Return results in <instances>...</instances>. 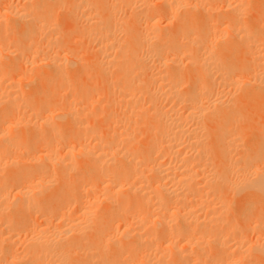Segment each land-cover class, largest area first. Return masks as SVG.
Returning a JSON list of instances; mask_svg holds the SVG:
<instances>
[{
	"label": "bare ground",
	"instance_id": "1",
	"mask_svg": "<svg viewBox=\"0 0 264 264\" xmlns=\"http://www.w3.org/2000/svg\"><path fill=\"white\" fill-rule=\"evenodd\" d=\"M185 1L6 0L1 4L4 8L0 7V40L5 44L0 45L5 46L0 48V264H256L254 260H264V220L260 221L263 216L253 221L258 219V213L253 216V209L246 212L252 208H248L252 197H264V134L257 135L258 123L250 120L253 115L248 117L250 113L243 107L235 112L238 100L233 102L236 99L232 100L231 93L240 90L239 94H252L249 96H256L257 100L259 95L264 96V36L241 22L244 12L251 11V16L261 8V18L256 12L260 19L253 21L264 30V0L258 1L260 8L255 5L257 1L252 2L257 6L255 11L244 9L245 0ZM50 3L53 4L49 6ZM158 3L163 10L153 7ZM206 5H211L210 13L205 11ZM212 6L234 13H230L233 20L227 21L229 27L233 24L226 29L232 46L219 43L240 50L243 55L239 58L243 59L241 62L245 60L241 69L237 63V68L232 69L237 60L230 59L229 68L215 57L218 52L214 54V49L220 45L215 41L223 38L224 31L219 30L218 39L207 32L226 21L214 17L220 10L216 12ZM124 7L130 10L126 9L130 13L125 18L120 17ZM151 7L161 15L154 16ZM182 7L188 13L191 9L209 15L216 12L211 14L214 18L203 12L200 16L204 20L196 17L204 22L200 25H204L205 34L197 35L199 29L203 33L201 28L195 30L190 24L175 32L164 25L172 32L167 33L170 35L158 30L161 18L179 15L177 10ZM58 10H63L67 19L72 17L70 20L80 31L76 33L80 36H75L86 40L77 43H83L82 48L88 43L85 51L90 52L84 54L91 53V58L88 57L87 65L78 52V56L68 52L69 48L63 52L59 34L56 35L61 33ZM218 17L223 21L215 20ZM205 22L206 27H211L206 28ZM223 23L222 27L227 26ZM16 24L21 26L20 31L9 35L19 27ZM183 27L188 31L192 27L194 36ZM183 30L188 33L183 35ZM75 36L72 37L76 39ZM34 43L39 44V49H35L40 52L48 44L60 47L56 46L57 51L53 44L54 48L46 47V53L41 54L36 50L40 59L35 61L31 59ZM47 48L53 51L48 52ZM233 56L234 59L236 55ZM186 57L188 60L184 61L197 66L198 71L195 74L194 70L193 78L192 72L188 74L192 79L187 83L184 79V87L180 77L187 74H178L175 68H181L184 64L179 62ZM22 67L30 69L25 76L34 71L33 84L27 83L32 89L26 93L35 91L38 79L39 84L45 85L44 89L36 85L41 92H55L54 99L58 100L54 101V109L58 102L64 105L52 111L46 106L50 100H41H48V104H33L30 100L38 93L32 92L34 96L28 94V98L13 84H7L12 72L19 68L25 72ZM9 73L12 74L7 78ZM94 73L96 78H102L101 82L105 80L104 87L103 82L98 85V79L88 82ZM82 74L87 78L84 81ZM25 76L27 82L29 75ZM78 76L83 79L78 81ZM46 87L53 89L45 90ZM102 87L105 97L92 95L93 90ZM60 91L69 97L62 92L63 96L57 94ZM59 97L65 99L63 104ZM249 98L242 96L244 103L240 104L246 106L248 101H254ZM259 100L264 101V97ZM240 109L249 119L241 115ZM94 115L105 118V127ZM92 118L103 123L98 124L102 129L94 127V123L90 126ZM63 130L67 132L65 136ZM251 138H256L258 145ZM245 145L262 151L252 148L258 152L250 149L251 155ZM235 201L238 209L234 208ZM66 203H72V215L65 211ZM98 205H103V209H93ZM233 209L238 210L236 214ZM247 213L250 220H243V227L253 223L248 226L258 235L251 244L245 234L253 233L252 230H240L242 221H235L239 226L233 221ZM53 216L62 217L63 221L55 225ZM113 222H118L117 227ZM91 227L94 233L86 234ZM13 237L26 241L22 253L11 245L16 241ZM4 244L9 247L3 248Z\"/></svg>",
	"mask_w": 264,
	"mask_h": 264
},
{
	"label": "rangeland",
	"instance_id": "2",
	"mask_svg": "<svg viewBox=\"0 0 264 264\" xmlns=\"http://www.w3.org/2000/svg\"><path fill=\"white\" fill-rule=\"evenodd\" d=\"M182 1H185V0H182ZM187 1H188V0H187ZM189 1H190V0H189ZM205 1H206V0H205ZM214 1H216V0H214ZM227 1H228V0H226L225 2L227 3ZM233 1H234V0H233ZM245 1H246L247 6L245 5V6H244V9H245V7H247V10H246V11H248V10L250 11V10H252V9L254 8L252 11H255V9H256L257 6H258L257 8H260V7H259V4H260L261 2L258 3V1H262V0H255V1H257V3H255V5L257 4L256 7H254L255 5L252 4V2H254V0H253V1H252V0H245ZM245 1H244V3H245ZM1 2H2V3H1ZM4 2H6V0H5V1H4V0H0V7H1L2 5L5 4ZM49 2H50V1H49ZM51 2H53V1H51ZM185 2H186V1H185ZM206 2H207V1H206ZM206 2H205V4H206ZM211 2H212V1L210 0L209 3H211ZM228 2H230V1H228ZM209 3H207V4H209ZM230 3H234V2L231 1ZM230 3H229V4H230ZM249 3H250V4H249ZM1 4H2V5H1ZM51 4H53V3H50L49 6H51ZM251 4H252L253 6H252ZM154 5H155V4H154ZM53 6H54V5H53ZM152 6H153V5H152ZM161 6H162V4L159 5V3H158L157 5H155V6H153V7H158L157 11H160L159 8H161ZM206 6H207V8H205V9H206L205 11L208 10V12L210 13L209 8H210L211 5H206ZM248 6H251V7L248 8ZM153 7H151V8H153ZM212 7H213V6H212ZM212 7H211L210 10H213ZM1 8H4V7L2 6ZM124 8H125V7H124ZM124 8H122L121 11H123ZM183 8H184V9H183ZM185 8H186V7H182V8H180V10H181L182 12H180V10H177V12L179 13V15H177V13H176V15H174L173 18H172V17H171V18H168L167 15H166V17L164 16L163 19H162V18L160 17L161 13L157 12L156 9H154V8H153V10H154L155 12H157V13L153 12L152 9H150L149 11H151V12H149V14H152V12H153V15H154V16H156L158 13L160 14L159 17H160L162 20L157 16V17L160 19V20H159V19L157 18V19L159 20V22L161 21V23H159L160 26L158 27V30H162L161 32H164V30H165V32L163 33V34H165V35H170V34H167V33H171V34H172V32H175V31H176V28H177V29H178V28H182V26H186V24H187V25L190 24V26L192 25V26L194 27L195 30L201 28V31H202L203 33H202V34L199 33V31H200V29H199V31H198V30L196 31L198 34L195 32V36H196V34L199 35V36H202L203 34H205L207 31H206V29H204V25H200V24H204V22H203V23H202V21L200 22V19H201V17H202V16H200V15H201L202 12L204 13L205 11H202V10H201L202 12H200V11L198 10V11L200 12V13H199V12H197V9H196V11H195L194 9H193V11H192V9H191L190 12L188 13V12L186 11L187 9H185ZM213 8H215V7H213ZM262 8H263V6H262ZM126 9L129 10L128 8H125V11L120 12V13H121V14H120V17H123V18H125V16L128 17V15H129L130 12L127 14V13H126V12H127ZM59 10H61V9H59ZM59 10H58L59 14H58V17H57V18H59V19H58L59 21H60V19H61V21L59 22V21L57 20V24L60 25V26H58V28L60 27V29H58V31L61 32V33H57L56 35L59 34V35L57 36V38H59L60 41L63 43V45H62V43H60V45L63 46V47H61V48H62V49H63V48L65 49V50H63V52L66 51L67 48H69L68 52H71L73 55L76 54V56H78L77 53H76V52H78V54H79V58H80V56H81V58H83V59H82V62H85V63H86L87 61L89 62L90 59H89L88 57L91 58V53H89L88 55H86L87 53L84 54V52H90L89 50H88V51H85V49H86V50L89 49V48H87V46H88L87 44H88V43H86V45L83 46L84 50H83V52H82L81 50H82L83 48L81 47V45H82L83 43L80 45V43H77V42H81V41H82V42H85L86 40L82 39V38H81L82 36H81L80 38H77V37H76V36H78V37L80 36V35H78V34H80V31H79L78 29H76V28H77L76 23H75L74 21H71V20H70L72 17H70V19H69V18L67 19V17H69V16H67L65 12H64L65 15H62V16H61L60 14H64V13H61L63 10H62L61 12H60ZM161 10H163V8H161ZM214 10H216V12H217L218 8H215ZM214 10H213V11H214ZM219 10H220V8H219ZM219 10H218V11H219ZM225 10H226V9H225ZM225 10L222 8V9L220 10L221 12L219 11V14H217V13L215 12L217 15H216L213 11H212V12L215 14L214 17H215V16H220V17H222V18H225L224 20L226 21L225 23L227 24V26L222 27V26H224V25H222V23H223V22H222V21H223L222 18H220V17H218V19L215 18V20H222V21H221L222 23H218V24L216 23L217 25L221 24V27H220V25H219V27L217 26L218 28L215 26L216 28L213 27V29H209V30H210V33H209V31H208L207 33L209 34V36H211V34H215V35H216V38L218 39L219 37H217V36H218V33H220L219 30L222 29V30L224 31L223 38H226L227 41L224 40V39L222 38L223 40L221 39V40H219V41H218V40L215 41L216 44H220L219 47H218L216 44H214V45H216V46L218 47L217 49H214V54H216V53L218 52L217 54H218V55L220 54L221 57H222L223 59H222L221 57H218L217 54H216L217 56L215 55V57H217L218 59H220L221 61H223V62H224V65H225V66L227 65V67H229V68L232 66V69H233L234 67L237 68V66H238V67L241 69V67L243 66V63H244L245 60L241 62V60H243V59H240L239 57H241L243 54L240 53V50L238 51V50L235 48V46L232 47V48H231V47H227V46H226V48H225V46H223L226 42H228V43H227L228 46H232V44H231V42H230V41H232V40L228 38L229 36L226 37V35H228L226 29L229 27V26H228V25H229L228 23H230V22L227 23V21H231V20H233L232 17L234 16V15H231V14L233 13L232 11H230L229 13H226ZM129 11H130V10H129ZM183 11H185V12H183ZM188 11H189V9H188ZM194 11H195V12H194ZM260 11H261V8H260L258 11L256 10V12L259 13L257 16H260ZM58 12H57V13H58ZM164 12H165V11H164ZM164 12H163V13H164ZM212 12H211V14H212ZM222 12H223V13H222ZM227 12H228V10H227ZM231 12H232V13H231ZM243 12H244V11H243ZM250 12H251V11H250ZM250 12H249V13H248V12H244V13H243V15H246V16H244V17H246V18H244V17L242 16L244 20L241 18V19H242V20L240 19L241 22H242V21H243L242 23L245 22L244 25L246 24L247 27L249 26V28H250L251 31H254V32H258V31H260V32H258L257 34H259L260 36H262V35L264 36V33H262V32H264L263 28H261L259 24H257V25H259V26L255 25V22L253 21V20H259V19L261 18V16H260V18L258 19L257 16L255 15L256 12L251 13V16L249 15ZM122 13H123V15H122ZM125 13H126L127 15H126ZM180 13H182V14H184V13H188V15H187V14H184V15H186V18H185L184 15H183V17H181L180 15H182V14H180ZM194 13H197V14L199 13V14H198V15H197V14L194 15ZM220 13H221V15H223V14H225V13H226V14H225L224 16H221ZM230 13H231V14H230ZM124 14H125V15H124ZM204 14H205V13H204ZM211 14H210V15H211ZM233 14H234V13H233ZM164 15H165V13H164ZM205 15H207L209 18L212 17V15L210 16L209 14H205ZM205 15H203V16H204L205 19H206V16H205ZM226 15H228V16L231 15V16L228 17V18H230V20L226 18V17H227ZM60 16H61V17L66 16V18L64 17V18H65V19H64V18H61ZM172 16H173V15H172ZM177 16L181 17L182 20H181V18H178ZM197 16H198L200 19H197V18H196ZM225 16H226V17H225ZM150 17H151V15H150ZM175 17L178 18V19H175V20H177V21L179 20L180 22L183 21V23H184V22H186V23H185L184 25H182V24L180 25V24H178V22L174 23L175 20H173V21L171 20V22H170L169 19H174ZM214 17H212V18H214ZM152 18H153V17H152ZM187 18H188V19H187ZM239 18H240V17H239ZM251 18H252V19H251ZM254 18H255V19H254ZM126 19H127V18H126ZM126 19H124V20H126ZM155 19H156V17H155ZM183 19H185V20H183ZM202 19L204 20V18H202ZM202 19H201V20H202ZM226 19H227V20H226ZM245 19H246V20H245ZM166 20H168V21H166ZM187 20H188V21H187ZM195 20H197V21H199V22H197V21H195ZM210 20H212V19H210ZM261 20H262V19H261ZM165 21H166V22H165ZM248 21H250V22H249L250 24H249V23H246V22H248ZM58 22H59V23H58ZM73 22H74V23H73ZM164 22H165V23H164ZM180 22H179V23H180ZM213 22L215 23V21H213ZM218 22H219V21H218ZM163 23H164V24H163ZM166 23H168V24H166ZM169 23H171V24H169ZM173 23H174V24H173ZM211 23H212V22H211ZM225 23H223V24H225ZM231 23H232V22H231ZM258 23H259V22H258ZM260 23H261V21H260ZM73 24H75V25H73ZM176 24H177V25H176ZM209 24H210V23H209ZM212 24H213V23H212ZM212 24H210V25H212ZM216 24H213V25H216ZM226 24H225V25H226ZM232 24H233V23H232ZM232 24H230V27H229V28H231ZM248 24H249V25H248ZM164 25H165V26L167 25V26H168V27L166 26L167 28H169V27L171 28V27H172L171 29H169V30H172V32L169 31L168 29H166V27H165ZM170 25H171V26H170ZM174 25H176V26H178V27H175ZM179 25H180V26H179ZM194 25H195V26H194ZM198 25H200L201 27L198 26ZM206 25H207V24H206V22H205V27H206ZM213 25H212V26H213ZM16 26H19V25L16 24ZM162 26H163V27H162ZM202 26H203V28H202ZM254 26H256V27H254ZM160 27H162V28H160ZM164 27H165V28H164ZM195 27H197V28H195ZM207 27H211V26L208 25ZM207 27H206V28H207ZM257 27H260V29H262L263 31L260 30V29H258ZM159 28H160V29H159ZM173 28H175V29H173ZM183 28H184V29H187V31H188V28H187V27H183ZM191 28H192V27H190V29H191ZM249 28H248V29H249ZM252 28L255 29L256 31L253 30ZM16 29H17V30H16ZM20 29H21V26L16 27L15 29H12L11 32H10V33H12V34H9V35H14V34H13V31H14V33H16L15 35H17V32L20 31ZM190 29H189V31H191V30H192V31H195V30H193V29H191V30H190ZM216 29L218 30V32L215 31ZM60 30H61V31H60ZM76 30H78V31H76ZM167 30H168V31H167ZM213 30H214L215 33H213ZM229 30H230V29H229ZM75 31H76V32H75ZM187 31L183 30V35H184V34L186 35V33L189 32V31H188V32H187ZM192 31H191V32H192ZM211 31H212V33H211ZM77 32H78V34H76ZM216 32H217V33H216ZM193 33H194V32H192V35H193ZM261 33H262V34H261ZM221 34H222V33H221ZM15 35H14V36H15ZM75 35H76V36H75ZM183 35H182V36H183ZM189 35H190V33H189ZM72 36H75L76 39H74V37H72ZM193 36H194V35H193ZM212 36H214V35H212ZM212 36H211V37H212ZM71 37L73 38L74 41L72 40ZM196 37H197V36H196ZM183 38H184V37H182V39H183ZM212 38H214V37H212ZM22 39H23V37H22ZM24 39H26V38H24ZM59 39H58V40H59ZM184 39H185V38H184ZM26 40H28V39H26ZM26 40H25V41H26ZM41 40L44 41L43 39H41ZM41 40H40V41H41ZM71 40H72V41H71ZM77 40H79V41H77ZM83 40H84V41H83ZM2 41H4V40H0V43L5 44V43L2 42ZM20 41H21V38H20ZM37 41H38V43H40V41H39L38 39H37ZM42 41H41V42H42ZM217 41H218V42H217ZM221 41H223L222 43H224V42H225V43H224V44L219 43V42H221ZM23 42H24V41H23ZM23 42H22V43H23ZM57 42H58V41H57ZM57 42H56V43H57ZM38 43H37V44H38ZM56 43H55V44L52 43V44H50V45L48 44V46H46V47L52 46V45L54 44V47H55V48H54L53 46H52V48H54L55 50H57L58 47L56 48V46H57L58 44L56 45ZM75 43H77V44H79V45H77V44H75ZM229 43H230V45H229ZM2 44L0 45V46H1L0 48L3 49V47H4L5 45L2 47ZM23 44H24V43H23ZM23 44H22V45H23ZM37 44L34 43V45H33V44L31 45V48L34 46V49H31V50H32L31 59H32V60H35V61H37V60L39 61V59H40V58L38 59V55H37V54H38V53L41 54V52H43V51L46 50V47H44V48L41 47V52H40V50L35 49V47L38 48V49H39V47H40L39 44H38V46H36ZM40 44H41V43H40ZM43 44H45V41L43 42ZM43 44H42V45H43ZM221 44H222V46H221ZM42 45H41V46H42ZM45 45H47V44H45ZM60 45H58V46L60 47ZM69 46H70V47H69ZM71 46H72V47H71ZM85 46H86V47H85ZM236 47H237V46H236ZM50 48H51V47H50ZM50 48H49V49L47 48V51H48V52L53 51V49L51 50ZM70 48H71V49H74V48H75V50H78V51H75V53H74V51H72ZM76 48H78V49H76ZM81 48H82V49H81ZM214 48H215V47H214ZM224 48H225L226 50H225ZM233 48H234V50H232ZM42 49H44V50H42ZM59 49H60V48H59ZM62 49H61V50H62ZM235 49H236V50H235ZM239 49H241V48H239ZM33 50H34L35 52H33ZM36 50L38 51V53H36ZM50 50H51V51H50ZM79 50H80V51H79ZM227 50H229V51H227ZM230 50L233 51V52H231ZM57 51H58V50H57ZM215 51H216V52H215ZM226 51H227V52H226ZM235 51H236V54H235ZM237 51L240 53V54H238V57H237V53H238ZM241 52H242V50H241ZM34 53H35V54H34ZM45 53H46V51H45ZM65 53L67 54V52H65ZM81 53H83V54H81ZM229 53H232V54L234 53L233 55H236V57H235L236 59H235V58L233 59V58H232L233 55L231 54V55H232V56H231V55H229ZM43 54H44V53H43ZM69 54H70V53H69ZM3 55H4V54H3ZM3 55H2V56H3ZM41 56H42V55H40V57H41ZM74 56H75V55H74ZM228 56H231V58H228ZM33 57H34V59H33ZM233 57H234V56H233ZM1 58H3V57H0V59H1ZM4 58H6V54L4 55ZM8 58H9V57H8ZM8 58H7V61H8ZM81 58H80V59H81ZM227 58H228V59H227ZM238 58H239V59H238ZM242 58H244V57H242ZM86 59H89V60H86ZM185 59L188 60L187 57H186V58H184L183 60H181V61H183V62L180 61L179 63L182 64V65H183V64H184V65L186 64V65H185L186 67L183 65L182 67L179 66V67H181V68H179V69H176V68H175V70L177 71V73L180 71L181 74L184 73L183 75H186V74H187L186 76H182V75L180 74V75H181V77H180V78H181V80H180L181 86H182V83H184V82L187 83L189 80H191V79L194 77V75L197 73V71H198V67H197V66H196L197 69H194L195 65H191L189 61L187 62V63H188V64H187V63L185 62V61H186ZM230 59H231V61H232V60H235V61L237 60V61L234 62V65L232 64L231 66H229V64H231V62L229 61ZM9 60H10V59H9ZM184 60H185V61H184ZM5 61H6V59H5ZM226 61H228V62H226ZM88 62H87V63H88ZM223 62H222V63H223ZM229 62H230V63H229ZM87 63H86V65H87ZM232 63H233V62H232ZM235 63H237V66H236ZM241 65H242V66H241ZM176 66H177V65H176ZM176 66H175V67H176ZM88 67H89V65H88ZM189 67H190V68H189ZM196 67H195V68H196ZM22 68H24L23 70H24L25 72H22V69H20V68H19V69L16 68V69L19 70V71L21 70V71H20L21 73H20L19 71L16 70V71L18 72V74L15 75V74H14L15 71L12 72L15 76H17V78H14L15 76H13L12 73H9V74H8L7 78L10 76V74H12V77H13V78H12V77H10L11 79L8 78V79H7V84H10V83H11L10 85L13 84V85L15 86V88H16L15 90L18 89V90L23 91V93L27 94V95L24 94L25 97H28V94H29V96H34V95H36V94L38 93L36 96H34L35 98H31L32 100H35V101L30 100L31 103H33V104H35V102H36V103H39V102H41V100H46V99H48V100H50V101H49V105H46V106H48L50 110L52 109V111H55L56 109H58L59 106H63V105H64V104H63V102H64L63 100H65V99H64L63 97H62V98L59 97V98L61 99V102H62L63 105H60V102H58L59 104L57 103L58 105L55 107L56 109H54V106H55V102H54V101L57 102V100H58V99H54V98L56 97V94L53 95L55 92H54V93H50L49 90H48V92H47V91H43V92H41L42 90H40L39 87L37 88V86H41L42 88H41V87H40V88H41V89H44L43 87H44L45 85L42 86L41 84H39L40 80H38V79H37V83H36L37 86H36V85L34 86L35 91L32 90V91H29L28 93H26L28 90H31V89H32V88L30 89L31 86L28 85L27 83H30L31 85L33 84V83H31V82H32V78L34 77V71L31 72V73H33V74H31V73L28 74L29 77H30V79H29V77H28L29 80L27 79V82H26V81L24 80V76H25L24 74H25L26 72H30V71H29L30 69H25V67H22ZM89 68H90V67H89ZM177 68H178V66H177ZM188 68H189V69H188ZM236 68H235V69H236ZM235 69H234V70H235ZM188 70H190V72H188ZM194 70H196L195 74H194ZM235 71H239V69H238V70H235ZM17 72H15V73H17ZM180 72H179V73H180ZM186 72H187V73H186ZM191 72H192V78H191V77L189 78V75H188V74H190ZM179 73H178V74H179ZM95 74H96V73H94V75H95ZM28 75H26V76H28ZM82 75L84 76V79H83V76H82V78L78 76L79 79L81 78V79H83V81H84L85 79H87V78L85 77L84 74H82ZM92 75H93V74H92ZM180 75H179V76H180ZM26 76H25V78H26ZM80 76H81V74H80ZM190 76H191V75H190ZM92 77H93V79H92ZM92 77H91V79L88 78L89 81H88V80H87V81H88V82H90V81H91V82H94L95 79H96V80L98 79V78H96V75H95V76H92ZM15 79L18 80V81H16ZM79 79H78V81H81V79H80V80H79ZM100 79H102V78H99L97 81H99ZM184 79H186V81H185ZM188 79H189V80H188ZM13 80H14V81H13ZM92 80H94V81H92ZM183 80H184V82H182ZM38 81H39V82H38ZM97 81H95V82H97ZM12 82H13V83H12ZM16 82H17V83H16ZM25 82H26V83H25ZM35 82H36V81H35ZM102 82H103L104 85L101 84ZM102 82H101V80H100V83H98V85L101 84V85H103V87H104V86H105V80L103 79ZM40 83H41V82H40ZM186 83H184V84H185V86L183 85L184 87H186ZM18 84H19V85H18ZM21 84H22V85H21ZM23 84H24V86H23ZM27 85H28V86H27ZM50 85H51V83L49 84V86H50ZM101 85H99V86H101ZM103 87H102V89L100 88V89H97L96 91L92 89V90H93V91H92V95H94L95 93H99V94H95V95H98V96H99V95H100V96L103 95V97H105L107 93H106V91L104 90ZM184 87H181V88L183 89ZM48 88H49V87H48ZM48 88L46 87L45 90H47ZM92 88H94V87H92ZM95 88H97V86H96ZM98 88H99V87H98ZM24 89H25V90H24ZM36 89H38V90H40V91H37ZM49 89H53V87H51V88H49ZM104 91H105V94H103ZM234 91H235V90H234ZM234 91L231 92V93H234V95H233L234 97L232 98V100L235 98L236 100H234L233 102H236L237 100L240 101V102L237 101V104H238V105H239L240 103L243 102L242 100H244V99L240 100V98H242V96H243V98H248V97H250L249 99H251V98L254 99V97H256V96H252V97H251V96H249V95H252V94H247V93H245L246 96H245V95H242V94H241L242 92H241L240 90H236L235 92H234ZM239 91L241 92V93H240V94L242 95L241 97H240ZM32 92H35V94H34V93H33L34 95L31 94ZM52 92H53V90H52ZM61 92H62V93H65V92H63V91H60V92H58L57 94L60 93L59 95H60V96H63L64 94L62 95ZM101 92H102V94H100ZM65 95H66L65 97H69L67 93H65ZM54 96H55V97H54ZM100 96H99V98H100ZM238 96H239V97H238ZM244 96H245V97H244ZM259 96H261V95H259ZM259 96H258V100H257V99H254L255 102H254L253 100H251L252 102L248 101V99L245 100V101H248V102H247L248 104H247L246 106H244V104H243V105L240 104L239 106H237L236 103L234 104V105H236V108L234 107L235 112L239 110L238 107H240V108L243 107L244 110H245L248 114L250 113L249 116H248L247 114H245V115H247V116L250 117V118H251V115H253L252 118L255 119L256 121L253 120V119H250V120L254 121L256 124L258 123L257 125L255 124V125H256L255 127H257V132H256L257 135H260L261 133L264 134V132H261V131H264V103H263L264 101H263V100H259V98L262 99V97H264V96H261V97H259ZM57 97H58V96H57ZM103 97H101V98H103ZM236 97H237V98H236ZM28 98H29V97H28ZM229 98H231V95H230V97L228 96V99H229ZM238 98H239V99H238ZM62 99H63V100H62ZM36 100H37V101H36ZM38 100H39V101H38ZM48 100H47L46 102H48ZM101 100H102V99H101ZM232 100L230 99V101H232ZM51 101H52L54 104H53ZM59 101H60V100H59ZM46 102L44 101V103H43V101H42L41 103H43V104H48V103H46ZM233 102H231V103H233ZM261 102H262L263 105H261ZM50 103H51V104H50ZM65 103H66V102H65ZM231 103H230V104H231ZM243 103H244V102H243ZM257 104H258V105H257ZM51 105H52V107H51ZM231 105H232V104H231ZM234 105H232V106H234ZM250 105H251V106H250ZM61 108H62V107H61ZM61 108H60V109H61ZM237 108H238V109H237ZM236 109H237V110H236ZM97 110H98V109H97ZM97 110H96V111H97ZM96 111L94 110V113L97 114L98 112H96ZM240 111L243 112L242 109H240ZM245 111H244V112H245ZM92 112H93V111H92ZM242 112H240L241 115H244V112H243V114H242ZM246 112H245V113H246ZM99 113H100V112H99ZM98 115H99V114H98ZM98 115H94V117H98V118H97L98 121H100V122H104V124L98 122L97 120H95L96 118H92V119H93L94 121H96V122H94V121L92 120V123H91V122H90L91 120H88V121L91 123L90 126L95 125L94 127H96V126H98V124L100 123L99 125H102V124H103L102 126L105 127V126H104V125H105V121H104L105 118H104L103 116H102V117L100 116V118H102L103 120H99L100 118H99ZM245 115H244V116H245ZM247 116H245V117H247ZM248 117H247V119H249ZM89 122H88V123H89ZM239 122H241V121H239ZM93 123H94V124H93ZM235 123H236V122H235ZM237 123H238V122H237ZM92 124H93V125H92ZM237 125H238V124H237ZM259 125H260V126H259ZM261 125H262V126H261ZM98 127H99L100 129H102V127H100V126H98ZM239 127H241L240 124H239ZM99 128H98V129H99ZM236 128H238V127H236ZM64 129H65V128H64ZM70 129H71V131H74V130H72V127H71ZM259 129H260V133H258ZM261 129H262V130H261ZM67 130H69V129H67ZM68 132H69V131H68ZM64 133L66 134L67 132L63 130V134H64ZM69 133L71 134L72 132H69ZM65 134H64V136H65ZM70 134H67V135H70ZM72 134H74V133H72ZM263 134H262V135H263ZM67 135H66V137H67ZM262 135H261V136H262ZM263 136H264V135H263ZM251 139L254 140V139H256V138H251ZM246 141H247V140H246ZM248 141H249V140H248ZM249 142H254V141H249ZM249 142H245V144H246V143H249ZM255 143H256V144H255ZM255 143H254L255 145H258V144H257V139H256ZM252 144H253V143H252ZM252 144H250V145H252ZM254 144H253L252 146H255ZM246 145H249V144H246ZM246 145H245V147H246V151H247V152H249L248 150L254 148V147H252V146L249 147V146H246ZM256 147H257V146H256ZM247 149H248V150H247ZM254 149H258V147H257V148H254ZM263 149H264V148H262V150H263ZM252 150H253V149H252ZM258 150H259V151H262V150H260V149H258ZM258 150H255V151L258 152ZM255 151L253 150V153H255ZM263 151H264V150H263ZM263 151H262V153H264ZM250 152H251V150H250ZM250 152H249V153H250ZM259 153L262 154L261 152H259ZM250 154L252 155V152H251ZM250 154H249V155H250ZM54 176H55V175H54ZM54 178H56V176H55ZM54 178H52V179H54ZM54 180H55V179H54ZM54 180H53V181H54ZM56 186H57V185H56ZM223 189L225 190V191H223V192H226V189H225V188H223ZM221 190H222V189H221ZM221 192H222V191H221ZM223 192H222V193H223ZM32 193H33V192H32ZM225 194H226V196L228 195L227 192H226ZM225 194H224V195H225ZM99 197H101V196H99ZM252 198H253V199H250V200H252L253 203L250 202L251 204H249V206H248V208H250V207H252V208L247 209L246 212H250V213H251V211H252V209H253V212H252V215H253V216H257V215H255V213H258V216H257L258 219L255 218V219H253V221H254V220H259V215H262V216L264 217V199H262V198H264V197H262L261 199H260L259 197H252ZM254 198H255V202H254ZM256 198H257V199H256ZM69 202H71V201H68V203H69ZM68 203H66L67 210H65V211H68V212H69L68 214H69V215H70V214L72 215V212H73L72 207H73V206L71 207V204H72V203H70L69 205H68ZM238 204H239V203H238L237 201L234 202L233 205H234V208H235V209H238ZM252 204H253V205H252ZM236 205H237V207H236ZM66 206H65V208H66ZM68 206H70V207L68 208ZM63 207H64V206H63ZM63 207H62V208H63ZM102 207H103V205H102ZM102 207L98 205V206L94 207L93 209H96V210L98 211L99 208H100V209H103ZM65 208H63V209H65ZM69 209H72V210H69ZM235 209H233L234 212H235L234 214H236V212L238 211V210H235ZM96 210H94V211H96ZM248 210H250V211H248ZM100 211H102V210H99V212H100ZM59 213H60V212H59ZM250 213H247L246 216L241 217L242 219H241L240 217H238V218H239L238 220H236V219H237V216L234 217L235 215H233V217L235 218V220H233L234 222H235V221H236V222L239 221V224H240V222L242 221L241 224H240V225H241V228L238 227L240 230H242V229L245 227V225L243 224V220H247V221L250 220V219L247 217L248 214H250ZM237 215H238V213H237ZM252 215H250V216H252ZM54 216H56V215H54ZM54 216H53V219H52V221L54 220L53 223H54L55 225H59V223H61V221H63V220H62L63 218H62V217H56L57 219H54ZM58 216H60V214H59ZM238 216H239V215H238ZM253 216L251 217V219L253 218ZM245 217H246V218H245ZM263 217H261L262 219L260 218V221H261V220H264ZM244 218H245V219H244ZM240 219H241V220H240ZM55 220H56V221H55ZM57 221H58V222H57ZM251 221H252V220H251ZM107 222H109V221H107ZM107 222H106V223H107ZM236 222H235V223H236ZM263 222H264V221H263ZM53 223H52V225H53ZM113 223H114V225L117 227L118 222H117V225L115 224L116 222H113ZM235 223H234V224H235ZM244 223H246V222H244ZM236 224H238V223H236ZM239 224H238V226H239ZM246 224H248V223H246ZM249 224L252 225L253 223H250V222H249ZM249 224H248V225H249ZM50 225H51V224H50ZM50 225H49V226H50ZM104 225H105V224H104ZM243 225H244V227H243ZM248 225H247V226H248ZM251 225L248 226V227L246 226V228H249V230H252L253 227H251ZM47 226H48V225H47ZM93 226H94V225H93ZM115 226H114V228H115ZM250 227H251V228H250ZM91 228H92V227H91ZM93 228H94V227H93ZM93 228H92V229H89V231L87 230L86 234H87V233H88V235H89V233H90V235H91V233L93 234V233H94V231H93L94 229H93ZM95 228H96V226H95ZM246 228H244V229H246ZM115 229H116V228H115ZM91 230H92V232H91ZM244 232L246 233L247 231H244ZM252 232H253V233H251V231H250L249 233H246V234L244 233L245 236H246L245 240H247V242H250V241H251L250 244L253 243L254 240L258 237V235L256 234L255 230H254V231L252 230ZM255 234H256V237H255ZM88 235H87V236H88ZM248 236H249V237H248ZM13 238H15V239H13V240H16V241H15V242H11V243H13V244H11V245H13V246L15 245V246H14V247L11 246V247H13L14 249L16 248V250H18L19 253H20V252L22 253V250H23L22 247H25V244H26L25 242H26V241L23 240L22 237H20V238H18V237H13ZM247 238H248V239H247ZM252 240H253V241H252ZM24 241H25V242H24ZM17 242H18V243H17ZM20 242H21V243H20ZM245 242H246V241H245ZM14 243H15V244H14ZM24 243H25V244H24ZM18 244H19V245H18ZM20 244H21L22 246H21ZM245 244H246V243H245ZM247 244H249V243H247ZM9 245H10V244H9ZM6 246L9 247L7 244H4V245H3V248H6ZM16 246H17V247H16ZM18 248H20V249H18ZM21 248H22V250H21ZM1 250H3V249H1ZM19 250H20V251H19ZM0 255H1V253H0ZM253 260H254V259H253ZM256 260H257V261H256ZM256 260H254L253 263H256V264L258 263V264H260V263H261L260 261H262L263 259H256ZM258 260H260V261H258ZM261 264H264V260H263V262H262Z\"/></svg>",
	"mask_w": 264,
	"mask_h": 264
}]
</instances>
